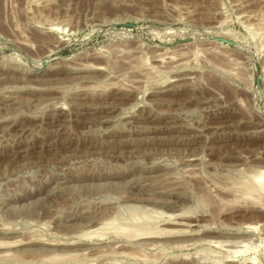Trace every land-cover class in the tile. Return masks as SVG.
<instances>
[{
	"label": "rangeland",
	"instance_id": "obj_1",
	"mask_svg": "<svg viewBox=\"0 0 264 264\" xmlns=\"http://www.w3.org/2000/svg\"><path fill=\"white\" fill-rule=\"evenodd\" d=\"M259 172L264 0H0V264H264Z\"/></svg>",
	"mask_w": 264,
	"mask_h": 264
},
{
	"label": "bare ground",
	"instance_id": "obj_2",
	"mask_svg": "<svg viewBox=\"0 0 264 264\" xmlns=\"http://www.w3.org/2000/svg\"><path fill=\"white\" fill-rule=\"evenodd\" d=\"M253 179V181H254V184L256 183L257 184V186H258V188H259V190H262V191H264V172H259L256 176H254V177H252ZM257 188V189H258ZM259 192H261V191H259ZM130 207V206H129ZM151 214H153V213H151ZM182 214V213H181ZM184 215V214H183ZM158 216V215H157ZM146 216H144V220H146V222L145 223H143V224H141L142 223V221H141V223H139L140 225H138V223L136 224V225H134V224H129V225H126V224H128V223H126V224H118V223H116V222H118V221H116L114 218V220L115 221H112V222H110V223H108V224H105L102 228H101V226H100V224H99V226H100V228L101 229H99V230H97L96 232H91V231H94V229H95V227H93L94 229L93 230H91L88 234H85V232L83 233V235H85L84 236V238L83 239H85L86 237V239H90V237L91 238H94L93 236H95L96 238L99 236V237H106V235H108L109 233H111V234H115L116 236L118 235V236H123V237H125V236H128V237H130V241H131V236H132V238H134V239H136L137 237L139 238L140 236V238H143V237H147L148 238V236L149 237H152L153 235H162V236H160L159 237V239L161 238V237H163V235L165 236L166 234H175V233H177V232H174V231H169V230H166V229H162V228H160L159 226H155V227H153V225H152V223L150 224V222L149 221H153L154 220V217H151L150 215L148 216L147 215V217L145 218ZM121 218V217H120ZM169 220L171 221V220H173L172 218H171V216H170V214H169ZM123 219V218H122ZM121 219V220H122ZM139 219H140V217H139ZM143 219V218H142ZM164 219V218H163ZM133 220V219H132ZM135 220V219H134ZM156 221H158L157 219H155ZM125 221H127L126 219H125ZM136 221V220H135ZM137 221H138V219H137ZM102 222V221H101ZM124 222V221H123ZM149 222V223H148ZM155 222V221H154ZM103 223H104V221H103ZM133 223H134V221H133ZM156 223V222H155ZM170 223V222H169ZM171 224H173V222H171ZM178 225V224H177ZM179 225H181V224H179ZM98 225L96 226V229H97V227H99ZM186 227V226H185ZM88 232V231H87ZM188 233V232H187ZM179 234V233H178ZM196 234V233H195ZM78 235V234H77ZM76 236V235H75ZM80 236V235H79ZM117 236V237H118ZM143 236V237H142ZM81 238V239H82ZM156 238H158V237H156ZM73 239V238H72ZM100 239V238H99ZM104 239V238H103ZM154 239V238H153ZM165 239V238H164ZM46 243V242H45ZM50 244V243H49ZM69 244V243H68ZM71 244H72V242H71ZM144 245V244H143ZM87 250H85V252H86ZM78 254V253H77ZM84 254V253H83ZM82 254V255H83ZM56 255V254H55ZM66 255V254H65ZM64 255V256H65ZM71 256H72V254H70ZM69 255V256H70ZM74 255V254H73ZM75 255H76V253H75ZM57 257H59L58 256V254L56 255ZM63 256V255H62ZM65 257H67L68 258V260H69V258L70 257H68V256H65ZM64 257V260H66V258ZM76 257V256H75ZM75 257H73L72 256V259L71 260H73V263L75 262V261H77L78 259H75ZM78 257V256H77ZM62 258V257H61ZM48 260H50L49 258H47ZM57 258L56 257H53L52 258V262L53 261H55ZM83 259H84V257H83ZM62 260H63V258H62ZM85 261V260H84ZM49 262V261H48ZM51 262V261H50ZM58 263H59V260L57 261ZM60 262H63V261H61L60 260ZM79 262V261H78ZM77 263V262H76ZM55 264H57V263H55ZM61 264V263H60ZM68 264V263H67ZM75 264V263H74ZM81 264V263H80Z\"/></svg>",
	"mask_w": 264,
	"mask_h": 264
}]
</instances>
